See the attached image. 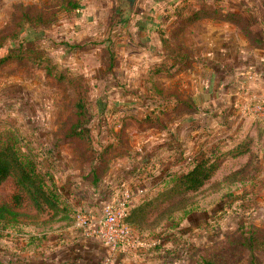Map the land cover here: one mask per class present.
<instances>
[{
    "label": "rangeland",
    "instance_id": "374dc122",
    "mask_svg": "<svg viewBox=\"0 0 264 264\" xmlns=\"http://www.w3.org/2000/svg\"><path fill=\"white\" fill-rule=\"evenodd\" d=\"M71 1L0 0V58L23 54L0 66V146L67 211L26 200L0 223V262L264 264V0H139L129 19L121 0ZM78 102L93 143L69 136ZM205 158L211 180L177 193ZM14 193L8 178L0 205Z\"/></svg>",
    "mask_w": 264,
    "mask_h": 264
},
{
    "label": "trees",
    "instance_id": "16d2710c",
    "mask_svg": "<svg viewBox=\"0 0 264 264\" xmlns=\"http://www.w3.org/2000/svg\"><path fill=\"white\" fill-rule=\"evenodd\" d=\"M72 6L74 9L79 8L80 0H72ZM199 11H209V10H196V12L189 19L199 18ZM221 15H227V19L233 21L235 18H241L236 12H231L227 8H222L219 10ZM242 19V18H241ZM120 22L126 24L128 21L120 19ZM235 22V21H234ZM246 27V26H244ZM264 42V39L262 40ZM19 55V56H18ZM16 54L15 50L7 52L4 56L0 58V66L11 60L12 58H19L23 54ZM51 65L50 71L53 73L57 70V64ZM53 73L59 78H64L66 75L69 77V71L65 70L61 72L60 75ZM89 104V103H88ZM88 104L77 103V108L79 107V114L86 117L85 120L80 119L77 124H74L70 137H79L87 140L90 143L94 142V138L90 135L89 124L91 122V115L89 112ZM250 150L249 142L243 141L233 146L228 150V153L233 154L238 157L240 155L246 154ZM148 160L144 159L141 163L146 164ZM191 169L184 171L180 174L173 175L170 179L174 182L175 188L179 189L177 193H189L197 192L203 188L213 177L216 170V164L211 162L210 159H198L195 161ZM142 171H145L143 169ZM13 178L15 182V193L12 195L8 202H4L0 205V223L7 221L10 215H16V208H21L24 206L26 200H29L34 207L42 211L45 209H50L59 214L60 211H66V208L60 207L59 195L51 189L47 184V178L38 168L37 161L32 157H26L25 159L20 155L19 151L10 144H3L0 146V186L8 179ZM154 178V176H153ZM170 183V180H166ZM174 187L170 188L168 195H173ZM152 200L145 203L143 213L148 211ZM67 212V211H66ZM68 215V213H66ZM187 214V213H185ZM130 214L127 212V217L125 220H129ZM66 218V217H64ZM63 218V219H64ZM0 264H2L0 262ZM208 264H214L210 261Z\"/></svg>",
    "mask_w": 264,
    "mask_h": 264
},
{
    "label": "water",
    "instance_id": "95a60500",
    "mask_svg": "<svg viewBox=\"0 0 264 264\" xmlns=\"http://www.w3.org/2000/svg\"><path fill=\"white\" fill-rule=\"evenodd\" d=\"M138 1L139 0H121V7L126 9V19H129L133 14Z\"/></svg>",
    "mask_w": 264,
    "mask_h": 264
},
{
    "label": "built area",
    "instance_id": "2783aa9c",
    "mask_svg": "<svg viewBox=\"0 0 264 264\" xmlns=\"http://www.w3.org/2000/svg\"><path fill=\"white\" fill-rule=\"evenodd\" d=\"M256 110L258 111V112H263L264 111V95L263 96H261L260 98H259V100H257V102H256ZM254 108V109H255ZM126 212H123L121 215H120V218L123 220L125 217H126ZM120 219V221L122 222V220ZM125 232L127 233V230H125ZM123 240H124V238H122ZM125 239H127V238H125ZM115 242V244H114V246H117L118 245V240H116V241H114Z\"/></svg>",
    "mask_w": 264,
    "mask_h": 264
},
{
    "label": "crops",
    "instance_id": "0c3cea01",
    "mask_svg": "<svg viewBox=\"0 0 264 264\" xmlns=\"http://www.w3.org/2000/svg\"><path fill=\"white\" fill-rule=\"evenodd\" d=\"M264 61V60H263Z\"/></svg>",
    "mask_w": 264,
    "mask_h": 264
}]
</instances>
